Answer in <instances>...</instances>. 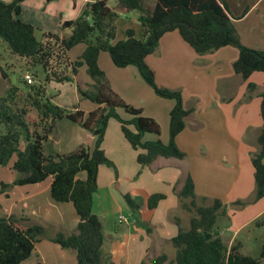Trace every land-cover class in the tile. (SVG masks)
I'll return each instance as SVG.
<instances>
[{"label":"trees","instance_id":"16d2710c","mask_svg":"<svg viewBox=\"0 0 264 264\" xmlns=\"http://www.w3.org/2000/svg\"><path fill=\"white\" fill-rule=\"evenodd\" d=\"M24 1L14 0L7 4L0 0V42L13 56L40 66L47 84L72 82L80 68L86 66L94 82L93 89L89 90L78 79L77 91L97 108L88 114L78 107L68 111L54 104L53 97H47L45 86L29 84L26 78L27 92L21 98L19 87L14 86L0 58V74L8 84L4 96L0 97V126L3 130L0 133V166H10L17 174L14 183L3 184L0 192L14 186L40 184L52 178V199L57 203H72L78 224L74 232H59L50 237V241L74 252L76 264H117L104 251L103 225L93 212L99 168L106 166L114 169L116 175L118 173L103 149L108 122L111 118L120 122L125 139L135 151L140 152L137 163L143 168L160 157L186 158L176 140L185 131L186 119L193 111L184 107L180 91L157 85L156 74L146 59L155 53L164 35L177 32L198 55L230 46L237 48L239 57L232 65L233 70L247 81L255 73L264 74V51L242 44L223 0H118L115 9L109 7L107 0H92L86 3L75 20L63 24L65 29L71 30L69 37L44 33L41 39L36 36V28L20 18ZM130 14L136 16L141 24L143 38L137 39L134 29L129 28L126 39L117 41L118 20L122 15ZM80 45H85V50L76 62H72L69 52ZM101 53H108L117 68L136 67L156 95L176 101L170 112L168 144L161 141L162 128L157 120L145 116L143 109L128 104L112 89L99 66ZM256 89L255 84H248L250 93H255ZM259 97L264 123V93ZM20 98L22 104L19 103ZM32 108L37 111L38 124L31 122ZM106 110L109 113L102 118ZM120 111L127 115V119ZM62 120H69L90 132L94 145L83 144L67 154H45L44 147ZM150 135H154L155 140H146ZM22 142L24 148L21 147ZM257 143L259 149L251 157L254 202L264 198V126ZM81 173L86 174L85 179L79 177ZM176 194L180 207L194 213L189 227L185 228L181 219L176 218L179 231L171 240L176 250L174 257L167 254L154 259L146 257L141 264H261V260L242 253L241 242H233L229 246L225 243L218 229V221L227 215L226 204L222 200L214 199L210 206H206L203 204L207 199L201 198L202 204H199L191 175L187 176L180 190L176 189ZM124 199L131 211L141 209L140 201L130 194H126ZM165 199V194L155 193L148 197L147 208L155 210ZM245 204L241 200L234 203L238 206ZM256 225L264 227V217L256 221ZM207 234L212 235L210 240H206ZM45 238L46 228L25 216H0V264H22L32 256L36 244ZM261 259H264V246Z\"/></svg>","mask_w":264,"mask_h":264},{"label":"crops","instance_id":"0c3cea01","mask_svg":"<svg viewBox=\"0 0 264 264\" xmlns=\"http://www.w3.org/2000/svg\"><path fill=\"white\" fill-rule=\"evenodd\" d=\"M73 1L74 8L77 9V7H79V2H82L80 7H83L84 9L86 3L91 2L92 0ZM223 1L232 22L240 20L241 18L249 17L254 12H257V15L254 16V20H252V24H261V27L264 25V0H238L239 2L236 4L237 6L234 5L236 2L233 0ZM244 3L248 4V7L247 11L241 16V7ZM81 10L82 9H80V11L78 10L79 13ZM78 11H76L75 14H78ZM23 13L24 12L22 11V14ZM141 34H143L142 29ZM257 34L258 35L255 34L253 37L251 44L244 42V46L246 45L245 47L256 51H264V29H262L261 32H257ZM135 35L137 39H140L137 37L136 31ZM235 49L236 48L233 47H226L213 53L198 55L187 43L182 40L177 32H172L164 35V37L160 40L155 53L146 59V63L154 70L158 84H161L162 87L169 89H179L181 86L185 85V79H191L192 77L191 69H189L191 68L189 64L190 62L194 66L198 67V69H196V73L193 74L195 76L194 80H196L198 72L203 69L208 71L213 68V65L217 64L218 66L222 64L226 58L231 59L234 63L239 57V51ZM84 50L82 51L84 52ZM99 66L108 76L112 89L119 96H121L122 99L126 100L128 104L134 105V100L136 98L140 99V97L143 96L140 100V105H137V107L144 110L145 116L154 118L155 120L161 122V128H163L162 134L163 132L166 133L168 131L166 128H168V124L170 122V112L175 107V101L159 97L152 91V89H150V87L142 84V82L138 79V75L140 74L136 67L130 66L123 68L126 69L127 74H121L116 70L117 67L105 53L100 54ZM129 68L132 69L130 71L133 72L134 78L131 77L129 79L127 77ZM117 76H120V79H115ZM263 79L264 78H261L258 73H255L249 80L245 81V83H253L257 86L255 92L257 97L264 93V90L262 91L263 87H261L262 85L264 86ZM197 89L198 93L205 98L206 95L202 92L203 89L200 85L199 87L197 86ZM132 90L137 92L134 93ZM211 94H213L212 97H214V93L211 92ZM230 101L231 96L221 95V100L216 97L213 102V104H215V108L217 109L216 112H213L214 110H212L211 106L208 110L210 112L206 113V116L200 115L201 113L195 114L194 124L202 129V133L208 131L209 127H211V129L209 132L205 133L206 136L203 138V143H199V137L193 136H187L184 140H180L182 137V134H180L176 141H179L180 144L181 142H185V144H187V148L190 150L187 153L191 155L195 149L198 147L200 148V146L204 150H208L209 148L210 152L211 146H213L212 144H214V146L220 145L224 146L221 155L227 159L231 156V159L235 162L237 157L240 161L243 158L242 155L244 153L251 152V149L244 146L240 139L238 142H234L235 147L233 148L230 147L228 142L225 141L223 137L219 136L217 132L214 133L211 131L221 128L218 123V119L214 118L219 111L224 113L228 111L230 106L224 105V103L227 102V104H229ZM251 101L252 98L247 96V107L242 108L244 118L251 116ZM134 106L136 107V104ZM237 111H235V113ZM232 118H234V116ZM235 119H240L242 124L246 123L238 116V114H235ZM255 121V125H252V121H250V129L251 131L255 130L254 134L257 140L264 123L262 120L260 121L256 119ZM108 127L110 133H106V140L103 144V149L105 150L107 157L115 164L118 173L116 175L114 169L106 166H101L99 168L98 192L94 195L93 212L102 222L105 234L104 249L111 256L112 260L117 264H141L146 257L154 259L155 257L165 253V248L172 245L171 240L178 234L179 230L176 226H174V224L173 226L163 227V220L155 221L153 219L143 217L145 214V208L143 205L147 202L149 196L140 200L142 206L137 213L138 218H129L130 214L132 217V211L124 199L126 194L131 195V193H129L130 185H127V182L130 181L136 173H139L140 169L144 172L147 168L144 167L142 169L137 163V156L140 152L135 151L125 139L120 124L112 121V123H108ZM62 128L67 134V140H64V135L62 133L60 144L58 143V147L56 148L59 154L70 153L75 150V148L85 143H89L91 147L94 145V138H92L90 133L82 127L78 125L76 126L74 123L71 124L70 122L61 121L59 123V129L62 130ZM228 130L230 129L228 128ZM112 131L115 134V139H110ZM247 135L248 134L244 136L245 139ZM146 140L152 141L155 140V137L149 136L146 137ZM253 152L256 153V151ZM8 167L10 166H0V190L2 189L3 184L12 185L16 180L17 174ZM148 167H155L158 174L160 173L159 182L162 183L163 181L169 186L168 193L165 191V195H167L166 199L159 203L158 208L164 206L165 203L169 201L170 197L172 198V204L178 201L176 189L180 190L182 188L188 175H191L194 179L196 185V195L198 197L201 194H206V196L210 195L214 199H224V197H217L216 195H212V193L198 194V190L204 180L205 173L208 174L209 172H200L197 167L193 169L192 164L188 162L187 158L183 160H176L160 157ZM229 167L232 169L234 168L232 164ZM226 169L229 171H218V176L220 178H224L223 180H220L219 186L230 185L228 190L235 194V199L233 201L229 199L230 195L227 197L229 199V201H227L232 203L237 202L238 200L244 202L252 200L254 198V191L245 195L246 197L242 195V193L245 192V185L243 183L239 184V190L236 191L238 184H236V181L229 175L231 169ZM239 173L243 176L244 170L242 165H240ZM247 176H249V170L247 171ZM79 177L81 179H85L86 174L81 173ZM52 182L53 179L49 178L40 184L14 186L0 192L1 217H10L13 215L18 217L25 216L32 222L41 224L46 228L47 238L42 239L36 244L32 256L22 264H76L77 262L74 252L64 250L58 244L50 241L49 239L59 232H63L65 234L74 232L78 224V215L72 203H57L52 199ZM241 182L242 180L240 179V183ZM135 199L138 200L137 198ZM258 202V205L260 203L263 204V208L257 216L262 214L264 215V199ZM176 203L178 204V202ZM124 213H127L126 220L120 222V217H125ZM132 227H134L135 230H133ZM163 229L166 230L162 232ZM168 256L173 258L174 252Z\"/></svg>","mask_w":264,"mask_h":264},{"label":"rangeland","instance_id":"374dc122","mask_svg":"<svg viewBox=\"0 0 264 264\" xmlns=\"http://www.w3.org/2000/svg\"><path fill=\"white\" fill-rule=\"evenodd\" d=\"M2 1L8 4L14 0H2ZM233 1L236 2L234 5L237 6L236 4H238L239 1L238 0H233ZM117 2L118 0H108V5L112 9H115ZM80 4H82V2L81 3L79 2V7L81 6ZM79 7H77V9L74 8L73 0H52V1L26 0L22 3V11L24 13L22 14V16H20V18H22L24 22L29 23L36 28V36L38 39H41L44 33H53V34H58L62 37H69L71 30L65 29L63 24L66 21H73L78 17L77 15H79L83 10V7L80 8ZM247 7L248 4L244 3L243 6L241 7V16L247 11ZM80 9L82 10L79 13ZM76 11H78V14H75ZM255 15H257V12H254L249 17L241 18L240 20H235L233 22L234 27L237 29L238 34L240 35L239 37L241 38V42L243 45L244 42L251 44L255 34L258 35L257 32H261L262 29H264V25L261 27V24H255V25L252 24V20H254ZM129 28L134 29L136 31L138 38L140 39L143 38V34H141V29H142L141 24L137 20L136 16L130 14V15H122L118 20L117 41L126 39V30ZM84 48L85 45H80L74 48L73 50H71L69 52L70 60L72 62H76L81 57L83 53L82 50H84ZM105 54L109 56V58L111 59L108 53ZM0 58H1V65L4 67L5 71H7L9 77L14 83V86L19 87V94L21 98L27 92L26 91L27 87L25 85L26 75H31L34 84H36L37 86L40 85L45 86L47 97H53L54 99L53 103L56 104L57 106L65 108L68 111H74V108L78 107L85 114H88L97 108V106L92 101L83 98L77 91L76 83L78 79L82 82V84H86L89 90L93 89L94 82L89 77L86 66L80 68L78 76L75 77V79L72 82H67L63 84L51 82L50 84H47L45 82V75L40 66L33 65L32 62L29 60L21 59L19 57L13 56L3 42H0ZM189 64L191 66V68L189 69H191V73H192L191 79L188 78L185 79L184 86H181L179 89H173L180 91L182 93L184 107L186 109L193 110L192 113L186 119V128L185 131L182 133L181 135L182 137L180 140H184L187 136H193V137H199V143H203L204 142L203 138L206 136L205 133L209 132L211 127H209L208 131L202 133V129L194 124L195 114L201 113L200 115H205L206 113L210 112L208 110L210 109L211 106H212V110H214L213 112H216L217 109L214 106L215 104H213L214 99L217 97L221 100V95H225V96L229 95L231 96L230 103L229 104H227V102L224 103V105L230 106L228 111L225 113L219 111L214 118V119H218V123L221 126V128L211 131H213L214 133L217 132V134L223 137L224 140L228 142V145L233 148L235 147L234 142H238V140L240 139L244 146H247L251 149V152L244 153L242 155L243 158L240 161L237 157L235 162H233L231 156L230 158L227 159L224 158L223 155H221L224 146H220V145L214 146V144H212L213 146H211L210 152H209V148L208 150H204L200 146V148L199 147L197 149L194 148L195 151L190 155L189 153H187L190 150L187 148V144H185V142H181L180 144L179 141H177V144L179 145V148L186 153V158L188 159V162L192 164L193 169L197 167L198 171L200 172H209L208 174L205 173L204 180L200 185L198 194L212 193V195H216L217 197H224L222 201L226 204L227 215L218 221V229L220 233H222V237L225 243L229 246L233 242H237V241L241 242L243 244V249H242L243 254L259 259L261 260V264H264V259H261L262 249L264 246V227H258L256 225V221L261 220L264 217L263 214L257 216L258 213L262 211L263 204L260 203L258 205L259 202H254V198L252 200L246 201L247 204H245L244 206L234 205L235 202L232 203L228 202L229 199L231 201L235 199L234 198L235 194L231 193V191L228 190V187H230V185L219 186L220 180H223L224 178H220L218 176V171H229L228 169H226L229 168L231 169L229 175L233 180L236 181V184H238L236 187V191L239 190V184L242 183L245 185V192H243L242 195L245 196L248 195V193L250 194V192L252 193L253 191H255L254 169L251 163V157L255 153L253 151L256 152L258 151L259 146L256 140V136L254 134L255 130L251 131L250 129V125H251L250 121H252V125H255L256 119L260 121L262 120L260 116L261 98L257 97L255 93L249 92L247 86L249 83H245V81H243L241 77L237 76L234 73L232 66L233 62L229 58L228 59L226 58L224 62L218 66L217 64L213 65V68L209 69L208 71L206 69L201 70L200 72L197 73L196 80H194L195 76L193 74L196 73V69H198V67L191 64V62ZM207 67H212V66H207ZM116 70L121 74H127L126 69L117 68ZM130 70L132 69L129 68L127 75L129 79L131 77L134 78L133 72ZM258 74L261 76V78H264L263 73H258ZM106 77L111 85V82L107 75ZM115 79H120V76H117V78ZM138 79L140 82H142V84H145L146 86L150 87L141 78L140 75H138ZM156 83L159 87H162L161 84H158L157 81ZM199 85L203 89L202 92L206 95L205 98L198 93L197 86L199 87ZM7 87H8L7 82L5 81V79H3V77L0 74V97L4 96ZM261 87H263L262 88L263 91L264 86L262 85ZM150 89H152V91L155 92L152 87H150ZM132 92L136 93L137 91L132 90ZM211 92L214 93V97H212L213 94H211ZM247 96L252 98L250 105L251 116L244 118V112L242 108L247 107ZM21 98L19 99L20 104H22V101L20 102ZM142 98L143 96H141L140 99L136 98L134 100V103L136 104V108H138L137 105H140L139 103H141L140 100ZM175 105H176V101H175ZM235 111L237 112L235 113ZM119 113L122 115L124 119H127V115L124 112L120 111ZM235 114H238V116L241 119H243L246 123L242 124L240 119H235ZM233 116L234 118H232ZM30 118L32 123L35 124L39 123L37 111L33 108L30 110ZM62 121L70 122L71 124L73 123L69 120H62ZM112 121L116 122L117 124L118 123L120 124V122H118L114 118H111L108 123L110 124L112 123ZM60 122H58V126L56 131L54 132V135L51 136L50 141L44 147L45 154L47 155L59 154L56 148L58 147V143L60 144V138H62V133L64 135V140H67V134L63 131V128L62 130L59 129ZM158 122L162 127L161 122L160 121ZM74 124L76 126L78 125L76 123ZM169 127H170V122L168 124V128H166L168 129V131L166 133L163 132L162 137L160 136L161 141L165 144H168L170 141ZM108 128L109 127L107 125L106 133L109 134L110 132ZM228 128L230 130H228ZM0 129H1L0 130L1 133L3 131L1 126ZM33 129L36 130L35 127ZM246 134L248 135L245 139L244 136ZM152 136L154 137V135ZM114 137L115 134L112 131L110 135V139H113ZM84 145H89V143H85ZM21 147L24 148V142H22ZM77 148H75V150ZM231 164L234 166L233 169L229 167ZM240 165H242V168L244 170L243 176H241L239 173ZM146 168L147 169H145L144 172L140 169V172L136 173V175L133 178H131L130 181L127 182V185H130L129 193H131V196L133 198H137L138 201H140L142 198L145 197L147 198L148 196H151L155 193L165 194V191L166 193H168L169 191V186L167 184H165L163 181L162 183L159 182L160 173L158 174V171L155 169V167L147 166ZM248 170H249V176H247ZM240 179L242 180L241 183H240ZM229 195L230 197L228 199L227 197ZM201 198L207 199L206 202L203 204L206 206H210L214 199L210 195L206 196V194L204 195L201 194L199 196V200ZM176 202H178V204ZM176 202L172 204V198L170 197L169 201H167V203H165L164 206L158 208L157 210H152V211L147 208V203H145L143 205V207L145 208L144 209L145 214L143 217H146L148 219H153L155 221L163 220L164 221V223L162 224L163 227L173 226L174 224V226H176L177 228H178V224L176 222V218H180L182 225L185 228H188L190 218H192L194 213H189L183 210L182 207H180L179 199ZM199 204H202L201 200L199 201ZM137 213L138 211H132V217L130 214L129 218L137 219L138 218ZM124 215L125 217H127V213H124ZM132 229L135 230L134 227H132ZM164 230L166 229H163L162 232ZM164 251L165 253L163 254H167V255L171 254L172 252H174V255L176 253V250L173 248L172 245L166 247ZM105 253L107 252L105 251Z\"/></svg>","mask_w":264,"mask_h":264},{"label":"built area","instance_id":"2783aa9c","mask_svg":"<svg viewBox=\"0 0 264 264\" xmlns=\"http://www.w3.org/2000/svg\"><path fill=\"white\" fill-rule=\"evenodd\" d=\"M26 80L29 84L34 83L31 75H26ZM119 220H120V222H122V221L126 220V217L121 216Z\"/></svg>","mask_w":264,"mask_h":264},{"label":"water","instance_id":"95a60500","mask_svg":"<svg viewBox=\"0 0 264 264\" xmlns=\"http://www.w3.org/2000/svg\"><path fill=\"white\" fill-rule=\"evenodd\" d=\"M149 45H152V44L149 43ZM108 113H109V110H107V111L103 114L102 118H104ZM211 238H212V235H210V234H207V235H206V240H210Z\"/></svg>","mask_w":264,"mask_h":264}]
</instances>
